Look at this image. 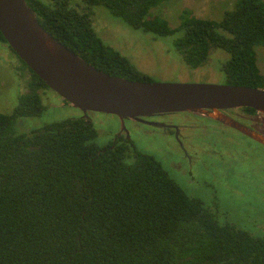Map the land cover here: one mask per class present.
I'll list each match as a JSON object with an SVG mask.
<instances>
[{
	"label": "trees",
	"instance_id": "trees-1",
	"mask_svg": "<svg viewBox=\"0 0 264 264\" xmlns=\"http://www.w3.org/2000/svg\"><path fill=\"white\" fill-rule=\"evenodd\" d=\"M165 1L24 0L46 32L109 75L152 82L97 36L94 6L155 36L181 32L173 47L189 70L221 53L226 85L264 90L255 54L264 47V0H236L217 22L184 10L177 28L150 14ZM19 62L25 91L0 114V264H264V239L186 195L132 142L96 144L89 116L17 133V120L41 115L40 91L49 89Z\"/></svg>",
	"mask_w": 264,
	"mask_h": 264
},
{
	"label": "rangeland",
	"instance_id": "rangeland-1",
	"mask_svg": "<svg viewBox=\"0 0 264 264\" xmlns=\"http://www.w3.org/2000/svg\"><path fill=\"white\" fill-rule=\"evenodd\" d=\"M236 0H168L150 11L151 16L166 20L170 28L180 24L186 10L192 16L219 21L225 11L233 9ZM92 27L103 43L154 83L226 84L222 71V54L215 53L203 68L189 70L174 49L172 36H155L133 29L113 17L103 6H94ZM256 62L264 77V47H255ZM221 55V56H220ZM27 71L6 43H0V114L10 115L25 91ZM44 107L40 116L15 122V131L29 134L45 124L82 117V112L50 89L41 90ZM246 111H237L244 118ZM96 130V144L104 146L119 131L115 116L89 113ZM183 120L192 118L182 115ZM256 132L264 135V116L255 114ZM243 121V120H242ZM204 126V127H203ZM136 150L154 158L191 198L217 213L218 218L235 228L264 239V147L215 123L203 121L187 132V141L177 142L167 132H148L133 123H125ZM190 165L192 167L190 168Z\"/></svg>",
	"mask_w": 264,
	"mask_h": 264
},
{
	"label": "water",
	"instance_id": "water-1",
	"mask_svg": "<svg viewBox=\"0 0 264 264\" xmlns=\"http://www.w3.org/2000/svg\"><path fill=\"white\" fill-rule=\"evenodd\" d=\"M0 33L16 57L83 117L89 113L115 116L124 129V121L188 112L219 121L264 146V135L219 112L247 108L264 116L263 89L139 82L109 75L46 32L24 0H0Z\"/></svg>",
	"mask_w": 264,
	"mask_h": 264
},
{
	"label": "flooded vegetation",
	"instance_id": "flooded-vegetation-1",
	"mask_svg": "<svg viewBox=\"0 0 264 264\" xmlns=\"http://www.w3.org/2000/svg\"><path fill=\"white\" fill-rule=\"evenodd\" d=\"M245 109H247V108L227 109V110H222L219 112L221 114H224L225 116L237 121L238 123L244 125L245 127H248L250 129L256 131L255 128L253 127L254 121L250 119V116L253 117L255 114H258V113H254V114L244 113L243 115L246 117H244L242 119L237 117V115L235 114L237 111H243L244 112ZM182 115L188 116L189 118L191 117L192 119L191 120L190 119L189 120H183L180 118V116H182ZM258 115H260V114H258ZM261 116H263V115H261ZM203 121L215 123V124H217L221 127H224L228 130L235 131L236 133H238L243 138H245L249 141H252L250 138L244 136L243 134L239 133L238 131H236V130L228 127V126H225L224 124H222L219 121H216L210 117H206L205 115L193 114V113H188V112L156 114V115H153V116L148 117V118H142L141 121H124V123H123L124 129H121V122L118 120L120 129L115 134V137L112 141L126 140L128 142H131V138L129 137V133L127 132L126 127H125V123H127V122L136 124L137 126H141V127L145 128L148 132L155 133L158 130L165 132V133L167 132L170 136L174 137V139L177 142L187 141L186 140L187 139L186 133L187 132L190 133V131L194 130V128L197 129L200 126V123ZM252 142H254V144L256 143L255 141H252ZM256 144H258V143H256ZM258 145H260V144H258ZM260 146H262V145H260ZM191 167H192V165H190V168Z\"/></svg>",
	"mask_w": 264,
	"mask_h": 264
}]
</instances>
